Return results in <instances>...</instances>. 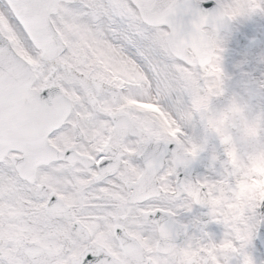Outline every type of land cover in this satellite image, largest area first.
<instances>
[{"label":"snow or ice","instance_id":"snow-or-ice-1","mask_svg":"<svg viewBox=\"0 0 264 264\" xmlns=\"http://www.w3.org/2000/svg\"><path fill=\"white\" fill-rule=\"evenodd\" d=\"M252 17L264 0L233 18L224 0H0V264H264V173L211 109L231 79L216 37ZM151 33L167 53L146 51ZM192 43L214 65L211 91L201 59L179 54ZM96 47L142 79L113 81ZM161 56L172 73L158 71ZM178 72L211 151L170 103ZM153 96L176 136L125 104Z\"/></svg>","mask_w":264,"mask_h":264},{"label":"flooded vegetation","instance_id":"flooded-vegetation-1","mask_svg":"<svg viewBox=\"0 0 264 264\" xmlns=\"http://www.w3.org/2000/svg\"><path fill=\"white\" fill-rule=\"evenodd\" d=\"M109 75L113 81H124L120 74L109 73ZM125 81L135 82L133 80ZM224 85L229 89L228 85ZM139 100L140 99L126 97L125 104L137 109L140 112L155 117L170 135L176 136V134L173 133L172 125L170 123L164 122V120H162V116L157 111L144 106L143 103L146 102L144 99L142 100V104L139 103ZM119 107L123 108L124 105H119ZM211 109L220 117V126L224 129L228 137H234L238 143L246 144L253 149L254 157L251 166H262L264 164V150H259L257 147L259 143L257 130L252 126H246V123L243 120L240 97L238 95L231 94V96L226 100L222 98L212 100ZM198 139L207 144L209 151L212 150L213 142L207 139L203 131L200 135H198ZM241 192H244L243 187H241Z\"/></svg>","mask_w":264,"mask_h":264},{"label":"rangeland","instance_id":"rangeland-1","mask_svg":"<svg viewBox=\"0 0 264 264\" xmlns=\"http://www.w3.org/2000/svg\"><path fill=\"white\" fill-rule=\"evenodd\" d=\"M224 5L227 8H230V10L232 12L234 11L235 13H237L239 15H241L242 11H243V13H245V11H246L245 9H242V6L239 4V2L237 0H224ZM254 22L257 25V27H256L257 30H259V25L258 24H261V22L258 21L257 18L254 19ZM222 38L219 41L220 44H221ZM147 39L149 41V45L146 48V51H151V48H152L153 44H155L159 48L161 46V48H162V43L160 41L158 33H151L150 35H148ZM159 41H160V43H159ZM93 54H94L97 62H99V63L104 65L105 70H114V72H120V71L123 70V71H126V72L128 71V72H130L132 74L133 70L136 69L135 66L132 65L129 62H126V61L121 62V61L116 60L115 56L111 52L105 51L103 47H96L94 52H93ZM238 54H240V53H238ZM229 56L231 58H234V61H233L232 66H231L230 69H229L228 66H225L227 70L223 69L224 72L227 73V75H231V74H234V73L237 72V71H233L232 67H234V65H238L241 62L240 60L242 59V58L238 59L239 55L236 56V54L235 55L230 54ZM262 57H264V55L261 56L259 59L258 58L254 59L252 61V63L249 65V67L244 69V71L249 69L250 71H247V72L251 73V75L258 81H264V77H263L264 76V59H262ZM159 59H160V57H156V58H154V61H153L156 64L158 71L160 69ZM244 60H245V57H244ZM161 64L164 65V70L162 72L159 71L161 74L172 73V69L170 67L171 62H168L164 58V60H162ZM212 66L214 67L213 63H212ZM174 74L176 75V73H174ZM174 74H173V76H174ZM178 74L180 75V73H178ZM247 81L248 80H247L246 76L243 75V79L241 81H239V83L244 85L243 90H245L246 92H250V91H248V89L251 88V87L247 86ZM213 88H215L214 84H212L211 90ZM253 93L254 94H258L257 98L255 100H253V102H251L249 100V97L246 96L245 102H246L247 106L250 107L251 110H253V113H250L249 115L250 116L254 115L256 117V111L257 110H261V111L264 112V89H257ZM170 103L173 104L175 107L178 104V101L176 100V97H174L173 95H170ZM261 120L264 123V113L262 115V119ZM263 123L261 125H264ZM87 128H90V126H87ZM87 130L90 133V130L89 129H87ZM211 230H215V228H212Z\"/></svg>","mask_w":264,"mask_h":264},{"label":"bare ground","instance_id":"bare-ground-1","mask_svg":"<svg viewBox=\"0 0 264 264\" xmlns=\"http://www.w3.org/2000/svg\"><path fill=\"white\" fill-rule=\"evenodd\" d=\"M224 62V65L225 66H228L229 64H230V61H228V60H225V61H223Z\"/></svg>","mask_w":264,"mask_h":264}]
</instances>
